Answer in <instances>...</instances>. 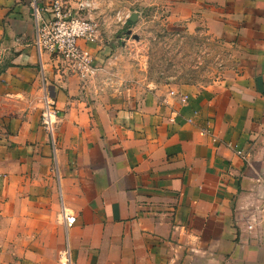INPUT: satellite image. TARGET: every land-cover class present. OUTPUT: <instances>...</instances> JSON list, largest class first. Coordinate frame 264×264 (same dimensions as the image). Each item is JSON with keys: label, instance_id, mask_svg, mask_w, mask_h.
Segmentation results:
<instances>
[{"label": "crops", "instance_id": "crops-1", "mask_svg": "<svg viewBox=\"0 0 264 264\" xmlns=\"http://www.w3.org/2000/svg\"><path fill=\"white\" fill-rule=\"evenodd\" d=\"M51 1L0 0V264H264V0H159L242 38L249 61L202 89L143 92L40 56L32 8ZM111 10L93 17L109 27Z\"/></svg>", "mask_w": 264, "mask_h": 264}, {"label": "rangeland", "instance_id": "rangeland-1", "mask_svg": "<svg viewBox=\"0 0 264 264\" xmlns=\"http://www.w3.org/2000/svg\"><path fill=\"white\" fill-rule=\"evenodd\" d=\"M97 2L105 13L110 8L113 16L135 14L136 21L127 26L113 19L109 27H103L98 14L102 22L98 45L103 46L105 53L102 61H97L96 81L136 92L159 88L202 89L238 72L249 61L245 55L247 42L242 44V38L221 29L218 23L211 32L200 20L204 19L202 16L174 20L167 6H158L159 0ZM193 20L198 23L190 26Z\"/></svg>", "mask_w": 264, "mask_h": 264}, {"label": "built area", "instance_id": "built-area-1", "mask_svg": "<svg viewBox=\"0 0 264 264\" xmlns=\"http://www.w3.org/2000/svg\"><path fill=\"white\" fill-rule=\"evenodd\" d=\"M99 9L97 0H79L75 6L64 0H52L47 11L35 4L32 14L37 53L40 56L48 54L58 57L82 81L95 77L98 68L89 47L96 45L100 38L102 22L93 17V13ZM129 17L128 13H116L113 16L114 20L121 24L126 23ZM41 88V126L53 142L57 112L46 85L43 84ZM170 94L175 95L173 92ZM180 98L181 102L185 103L188 97L180 95ZM212 141L215 142L216 139L212 138ZM238 155L244 158L240 152ZM61 212L65 225L71 226L75 222L73 214L64 207ZM248 230H251V226H248ZM66 256L65 252V260Z\"/></svg>", "mask_w": 264, "mask_h": 264}, {"label": "water", "instance_id": "water-1", "mask_svg": "<svg viewBox=\"0 0 264 264\" xmlns=\"http://www.w3.org/2000/svg\"><path fill=\"white\" fill-rule=\"evenodd\" d=\"M129 21L132 22V23H134V22L136 21V16H135V14H132V15L129 17ZM127 34H128V35H131V31H128ZM133 38L136 39V40L138 39L137 36H133Z\"/></svg>", "mask_w": 264, "mask_h": 264}, {"label": "trees", "instance_id": "trees-1", "mask_svg": "<svg viewBox=\"0 0 264 264\" xmlns=\"http://www.w3.org/2000/svg\"><path fill=\"white\" fill-rule=\"evenodd\" d=\"M126 25H127V26H130V25H133V23L130 22L129 20H127V21H126Z\"/></svg>", "mask_w": 264, "mask_h": 264}]
</instances>
